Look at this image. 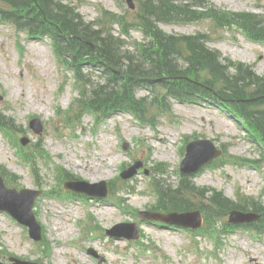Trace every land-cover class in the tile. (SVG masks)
Returning <instances> with one entry per match:
<instances>
[{
	"label": "rangeland",
	"instance_id": "1",
	"mask_svg": "<svg viewBox=\"0 0 264 264\" xmlns=\"http://www.w3.org/2000/svg\"><path fill=\"white\" fill-rule=\"evenodd\" d=\"M212 2L221 10L264 17V0ZM74 3L87 22L117 35L128 30L129 34H121L127 50L134 51L144 40L133 25L139 0L136 9L127 0ZM114 13L123 17L124 28L109 20ZM160 26L168 33H204L209 47L223 58L252 65L264 77V40L251 39L238 25L219 26L205 18ZM53 49L49 38L28 37L0 21V112L8 122V128H0V171L19 189L43 190L34 205L43 231L40 242L29 236L26 226L0 212L3 261L17 256L39 264H98L97 257L88 253L92 248L103 256L102 264H264V229L254 223L229 226L228 212L221 213L209 195H191L208 217L193 231L144 223L137 216V210L156 205V180L177 186L186 144L196 138H211L226 150L194 175L196 187L222 191L225 198L246 208H264V146L248 138L244 127L218 106L168 97L161 101L164 91L159 90L161 107L147 85L137 94L148 97L143 119L130 113L98 117L75 102L80 85ZM99 74L94 73L96 79ZM35 117L44 125L42 135L29 126ZM25 137L28 143L23 145ZM137 161L141 166L136 174L122 178L121 172ZM68 175L92 183L106 180L110 194L95 200L68 192L63 188ZM121 222H138L141 237L128 240L106 233Z\"/></svg>",
	"mask_w": 264,
	"mask_h": 264
},
{
	"label": "trees",
	"instance_id": "2",
	"mask_svg": "<svg viewBox=\"0 0 264 264\" xmlns=\"http://www.w3.org/2000/svg\"><path fill=\"white\" fill-rule=\"evenodd\" d=\"M139 1L137 25L146 40L138 44L133 53L124 49L121 36L103 26L95 28L94 23L86 22L67 0H0V19L30 35L50 36L56 50L71 57V66L83 86L81 99L90 111L144 112L145 98H137L139 87L158 85L166 89L167 96L183 102L229 103L244 117L257 139L264 141V108L259 107L264 103V77L257 75L251 66L223 58L218 50L207 45L205 34H168L159 25L209 18L220 26L238 25L250 37L261 40L264 39V17L221 10L212 0ZM120 19L112 16V21ZM83 66L102 70L104 81H95L92 75L84 74ZM248 98L251 100H246ZM195 190L187 177L182 178L177 189L162 186L158 207L192 209L195 205L185 194ZM205 191L201 190L203 194ZM210 201L223 211L248 209L235 205L217 191L210 196ZM250 209L263 211L259 223L260 228L264 227V208L250 206Z\"/></svg>",
	"mask_w": 264,
	"mask_h": 264
},
{
	"label": "water",
	"instance_id": "3",
	"mask_svg": "<svg viewBox=\"0 0 264 264\" xmlns=\"http://www.w3.org/2000/svg\"><path fill=\"white\" fill-rule=\"evenodd\" d=\"M38 122H39L38 120H34L32 123L34 124ZM38 130L39 131L41 130V126L40 128H38ZM187 151L188 152L186 158L182 163V171L188 173H194L198 171L202 166L206 165L213 158H215L216 156L222 153V151L218 150L215 144L209 139L195 140L191 142L187 147ZM80 183H83L86 186H92L85 182H76V183H70L68 187L75 189L77 191H85L93 195H98V196L106 195V192L98 193V192H94L93 190L77 187ZM102 184H105V182H102ZM27 193H31L32 195L27 203H23L22 197ZM37 194H38L37 192H32L29 190H23L21 192H18L15 189H9L5 186L3 177L0 176V210H9L19 220L32 226V230H33L32 234L34 235L35 238L38 239L40 237L39 236L40 226L37 223L34 213L32 211V206L34 204L35 197ZM140 214L147 218L160 219L168 223H176L180 225L200 226L202 224V214L200 211H190L184 213L172 212L168 214L142 211ZM256 218H257L256 214L232 212L230 216V221L232 222L251 221ZM117 227L119 226H116L111 231L112 234L119 235V233H117L115 230ZM20 264H30V263L22 262Z\"/></svg>",
	"mask_w": 264,
	"mask_h": 264
},
{
	"label": "bare ground",
	"instance_id": "4",
	"mask_svg": "<svg viewBox=\"0 0 264 264\" xmlns=\"http://www.w3.org/2000/svg\"><path fill=\"white\" fill-rule=\"evenodd\" d=\"M111 164H112V163H111ZM111 164H110V163H106V166H107V167H108V166L110 167V166H111ZM101 168H102V167H101Z\"/></svg>",
	"mask_w": 264,
	"mask_h": 264
}]
</instances>
